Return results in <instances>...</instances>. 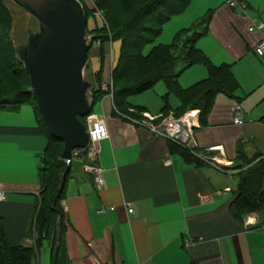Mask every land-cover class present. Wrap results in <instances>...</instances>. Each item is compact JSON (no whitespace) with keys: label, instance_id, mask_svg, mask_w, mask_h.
Wrapping results in <instances>:
<instances>
[{"label":"crops","instance_id":"0c3cea01","mask_svg":"<svg viewBox=\"0 0 264 264\" xmlns=\"http://www.w3.org/2000/svg\"><path fill=\"white\" fill-rule=\"evenodd\" d=\"M241 2L246 10L231 9L227 0H191L163 29L172 25L178 36L199 26L197 48L214 66L231 67L237 88L211 94L207 109L190 92L208 79L207 68L186 69L183 62L180 72L175 69L177 92L158 81L145 92L154 93L153 102L133 96L116 101L113 93L94 103L92 111L99 103L109 133L97 161L105 185L97 190L82 156L73 159L60 200L61 264H264V209L241 220L231 212L241 176L264 161V58L255 53L264 30L248 31L250 24H264V0ZM25 105L27 110H0V190L7 193L0 224L10 246L39 243L32 264H54L53 235H40L35 226L50 137L28 105L35 107ZM237 108L244 126L233 123ZM193 111L199 113L194 152L140 123L143 114L183 117Z\"/></svg>","mask_w":264,"mask_h":264},{"label":"trees","instance_id":"16d2710c","mask_svg":"<svg viewBox=\"0 0 264 264\" xmlns=\"http://www.w3.org/2000/svg\"><path fill=\"white\" fill-rule=\"evenodd\" d=\"M136 1L95 0L96 10L103 14L106 28L112 34L113 40L111 42L120 43L119 53L111 74L116 101H125L128 97L145 93L153 89L158 81H164L170 91L177 92V78L179 75L175 74V69L180 62L186 65V69L197 64H203L207 68L208 79L190 90L191 93H196L197 96L200 95V99L206 106L205 109L209 107L211 94L223 89L232 90L237 88L231 67L225 65L214 66L203 52L197 48V40L202 36L199 33H196L187 41L180 54L176 53L177 46L174 43L156 45L148 55L144 54L145 48L162 35L164 26L170 19L183 14L188 9L191 0H148L138 8L135 6ZM0 9L2 14L5 13L7 17L9 27L5 31L10 35L12 16L4 0H0ZM108 42L110 40H104L103 43ZM8 43L14 59L11 78L21 74L20 77L27 81L28 86L23 90H19L13 97L3 98L0 95V110L17 109L22 105L32 104L35 107L41 127L50 137L44 167L41 170L43 191L41 201L36 208L35 226L40 235L44 233L50 235L52 233L55 254L58 220L61 218V238L58 255V264H61L65 253L63 211L60 205L65 186L62 187L63 177L67 172V163L61 159L64 144L55 140L49 134L37 109L36 102L29 93L30 79L16 56L12 36H10ZM99 79L98 89L93 93L94 103L106 95L100 89L104 78L100 77ZM81 121L84 123V118H81ZM176 147L182 149L180 146ZM263 176L264 161H261L241 176L238 195L231 204V212L236 220H241L244 215L264 209V192L261 190ZM38 251L39 243L35 247L10 246L3 226L0 224V264H32Z\"/></svg>","mask_w":264,"mask_h":264},{"label":"water","instance_id":"95a60500","mask_svg":"<svg viewBox=\"0 0 264 264\" xmlns=\"http://www.w3.org/2000/svg\"><path fill=\"white\" fill-rule=\"evenodd\" d=\"M28 16L16 26L12 40L16 56L29 76L37 109L52 138L64 144L67 163L62 187L71 170L75 151L89 142L81 121L92 112L94 79L86 74L93 38L80 0H4ZM61 218L58 222L54 264H58Z\"/></svg>","mask_w":264,"mask_h":264},{"label":"rangeland","instance_id":"374dc122","mask_svg":"<svg viewBox=\"0 0 264 264\" xmlns=\"http://www.w3.org/2000/svg\"><path fill=\"white\" fill-rule=\"evenodd\" d=\"M81 3L85 7L86 15H87V29L90 36L93 38V47L91 48L89 52L88 57V66L86 68V74L90 75L94 81H95V88L93 90V93L98 89L100 77L102 78H108L109 75L112 74V57L111 53L112 50L117 53H119V46L116 45L114 42H111L113 40L112 34L109 32L108 28H106V24L103 20V14L101 12H98L96 10L95 6V0H80ZM148 0H137L135 3L136 8L143 5ZM194 1V0H193ZM196 3V0H195ZM11 16H12V30L9 35L5 30L9 27L7 17L5 13L2 14L0 9V95L3 98L6 97H13L19 90H23L28 86L27 81L17 76L15 78H11V75L13 72V65H14V59L12 57V51L10 49L8 40L10 36H12L13 32H15L16 26H23L28 20V16L22 14L21 12L17 11L16 9L10 7L7 5ZM96 12V13H95ZM240 13V12H239ZM201 28L199 26H195L192 31L190 32H182L177 37L175 28L171 25L170 27H167L162 35L156 39L152 44L148 45L145 50L144 54L148 55L152 48L156 45H159V43H174L176 48V53L180 54L182 50L184 49L187 41L195 35V33L199 32ZM106 36H109L108 38ZM99 39V40H97ZM104 40H110L108 43H103ZM102 44V46H101ZM115 44V45H114ZM116 56V55H115ZM183 66L180 64L176 68L178 72L182 70ZM14 76V75H13ZM112 79V75H111ZM159 85H163V82H160ZM157 85V86H159ZM132 100L138 101V103H149L153 102L155 99L154 93H144L141 95H134L131 97ZM27 105L22 106L21 108H25L24 110H27ZM30 106V110L32 113L35 114L34 109ZM100 104L96 103L94 107V113L98 116H101L100 113ZM124 110H127V108H124ZM136 116L142 117L140 115V111H136L134 114ZM81 156L83 153L80 154ZM82 159L84 163H87L86 155L82 156ZM247 172V170H245Z\"/></svg>","mask_w":264,"mask_h":264},{"label":"built area","instance_id":"2783aa9c","mask_svg":"<svg viewBox=\"0 0 264 264\" xmlns=\"http://www.w3.org/2000/svg\"><path fill=\"white\" fill-rule=\"evenodd\" d=\"M227 5L235 10L242 9L246 10L247 6L241 2V0H227ZM263 31L264 24L261 23L258 26L250 24L248 27L249 32ZM255 53L260 58H264V39L261 40L256 48ZM112 64L115 62L114 51L111 53ZM102 92L106 93L107 96H112L114 91L113 80L109 82H103L100 85ZM199 113L197 111L190 112L183 117H175L170 115L164 116H150L143 114L141 124L148 127L154 134L162 136L174 144L184 147L192 152L195 151L197 143L195 140V128L197 127V120ZM161 120L160 122H158ZM236 126H244L245 116L241 108L236 109L234 121ZM84 125L86 126L87 133L89 136V142L85 149L75 151L74 158L78 157L79 154L83 153L86 155L87 163L84 165L83 170L85 173L92 175L93 182L97 190L104 188V177L103 170L98 165L97 161L100 153L101 142L109 138L108 128L106 124V117L98 116L93 111L84 117ZM7 201V193L4 190H0V206ZM128 213L133 214V206L130 203H126Z\"/></svg>","mask_w":264,"mask_h":264}]
</instances>
